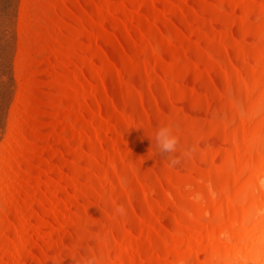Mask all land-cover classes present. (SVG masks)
Instances as JSON below:
<instances>
[{
	"label": "bare ground",
	"instance_id": "6f19581e",
	"mask_svg": "<svg viewBox=\"0 0 264 264\" xmlns=\"http://www.w3.org/2000/svg\"><path fill=\"white\" fill-rule=\"evenodd\" d=\"M21 37L0 264H264V0H25Z\"/></svg>",
	"mask_w": 264,
	"mask_h": 264
},
{
	"label": "rangeland",
	"instance_id": "374dc122",
	"mask_svg": "<svg viewBox=\"0 0 264 264\" xmlns=\"http://www.w3.org/2000/svg\"><path fill=\"white\" fill-rule=\"evenodd\" d=\"M24 6L25 0H0V155L13 141L15 113L24 89L19 79Z\"/></svg>",
	"mask_w": 264,
	"mask_h": 264
},
{
	"label": "clouds",
	"instance_id": "9594fccd",
	"mask_svg": "<svg viewBox=\"0 0 264 264\" xmlns=\"http://www.w3.org/2000/svg\"><path fill=\"white\" fill-rule=\"evenodd\" d=\"M152 144L153 140L155 142V148L160 153L169 154V165L175 166L179 159L173 157L171 154L177 152V146L180 141L179 132L173 122H162L157 127H155V131L153 136L150 137ZM188 153L185 152L184 155ZM116 211L120 214L124 213V209L122 206H118ZM83 264H96L95 258H89L83 261Z\"/></svg>",
	"mask_w": 264,
	"mask_h": 264
}]
</instances>
